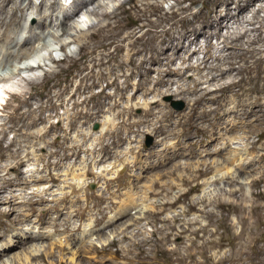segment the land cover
I'll return each instance as SVG.
<instances>
[{
  "label": "rangeland",
  "instance_id": "rangeland-1",
  "mask_svg": "<svg viewBox=\"0 0 264 264\" xmlns=\"http://www.w3.org/2000/svg\"><path fill=\"white\" fill-rule=\"evenodd\" d=\"M25 1L28 4V0ZM30 1L25 9V20L17 14L16 21L20 24L10 27V31L15 28L17 39L28 35L27 26L36 24L38 13L35 6L43 0ZM54 1L68 8L72 0L45 1L42 12L48 13L51 6L55 8L56 16L44 21V33L32 42L34 53L17 62L10 58L17 50L13 49V42L7 46L8 50H12L9 58L0 56V75L7 77L13 70L19 72V75L11 76L8 81L11 83L0 82V109L9 101L10 91L16 90L18 81L37 78L38 85L30 89L34 97L30 99V108L34 111L32 116L40 114L41 120L36 126L25 128V131L40 128L44 133L41 140L43 148L10 150L0 157V235L3 228L12 226V231L5 233L0 240V246L18 238L22 243L20 237L29 234L43 237L32 244H20L11 255L2 257L0 264H225L239 250L243 254L239 257L240 264H264V109L235 106L229 100V92L217 90L232 78L237 79L235 72L234 75L226 74L223 79L217 77V80L211 81V77L218 75L217 71H212L211 75L208 69L203 68L200 73L185 71L182 78H175L180 83L168 86V92L162 88L164 94L152 91L141 95L144 92L140 91L133 100L124 98L114 105V98L109 100L103 96L117 97L119 94L118 88L124 81L123 77L117 76L120 70L102 79L100 73H106L104 69L107 66L94 67L91 79L81 82L73 77L77 70L71 68V63L59 60L68 59V55L80 59L83 53L81 56L77 53L78 45L73 41L79 36V29L90 33L92 24L97 23L96 18L83 11L74 21L68 22L79 26V29L70 27L68 33L59 31L53 34L59 25L58 17L62 16V11L52 4ZM156 1L166 9L176 0ZM105 3V10L108 11L123 3L126 10L132 6L128 0H105ZM183 6H189L192 13L199 9L204 13L207 11L201 3L191 6L186 1ZM244 16V21H252L251 13L247 12ZM258 16L264 17V11ZM255 21L250 23L257 26ZM240 23H228L227 28L221 30L222 36L252 28L249 22ZM221 39L212 37L209 40L212 46L208 48L212 55L210 58L205 50L206 40L200 36L198 46L201 50L198 51L199 47L195 45L190 47L191 51L196 50L191 64L197 65L204 57L208 58V64H216L214 57L227 54L223 51ZM179 54L185 55L183 51ZM26 63L35 65L33 71L24 69ZM187 65L188 62L176 59L172 67L185 68ZM86 66L91 67L90 64ZM88 67L83 74L90 71ZM221 68L225 69L226 65ZM263 72L253 71L247 75L253 78L252 82L259 79L256 83L258 88L261 87ZM201 75V83L204 84L199 85V91L209 90L207 97L217 96V101L228 100L217 115L228 117H224L226 124L214 129L217 133L213 139L216 140L212 142L202 138V132L188 131L187 127L179 126V121H184L182 115L187 113L188 105L184 96L175 92L178 84H188ZM109 76L112 79L118 77L117 87L107 84L112 80ZM243 77L246 78V74L239 76ZM131 78L132 82L138 80L137 76ZM96 81L98 84H95ZM244 86L251 88L250 84ZM38 91L42 92L41 98L35 94ZM123 93L129 97L133 91L127 89ZM250 93L254 95V92ZM90 95L97 98L83 102ZM195 96L189 94L191 98ZM71 97L73 99L70 100ZM145 100L147 104L151 102L147 107L151 108L154 116L147 118L148 122L137 125L134 122L143 118L146 106L142 103ZM10 102L13 109L19 105L16 100ZM39 104L42 105L40 112L36 109ZM211 105L212 108L216 106L214 103ZM252 108L255 111H251ZM162 110H169L173 115V120L163 122L167 126L166 131L172 132L166 137L151 133L157 121L154 117ZM231 110L242 116L232 118L228 115ZM2 117L0 123L7 121L5 116ZM202 128L210 130L211 126L204 122ZM182 131L190 132V138L178 137ZM117 133V137L113 135ZM13 138L14 134H8L3 147ZM31 141L38 143L29 139L31 144ZM113 141L115 144H111ZM176 141L202 144L201 147L165 150ZM110 144L111 152L102 150V145ZM3 151L0 150V156ZM83 170L87 171L86 176L82 175ZM73 172H82L80 176L76 175L79 180L72 177ZM108 179L112 182L106 188ZM63 198L66 200L61 201ZM30 201L35 207L33 213L29 211ZM130 202L136 203L137 208L123 206ZM54 207H59V213L54 211ZM44 209H50L45 218L42 217ZM100 209H106V214H102ZM120 213L127 216L111 225ZM96 220L102 223L96 224ZM122 221L126 222L123 226ZM69 239L71 242L68 243ZM60 241L61 247L58 245ZM112 241H116L115 244L109 245ZM91 247L97 252L89 250L90 254L87 253ZM116 250L119 251L117 254ZM26 254L28 261L24 257ZM71 258L73 261H70Z\"/></svg>",
  "mask_w": 264,
  "mask_h": 264
},
{
  "label": "bare ground",
  "instance_id": "bare-ground-1",
  "mask_svg": "<svg viewBox=\"0 0 264 264\" xmlns=\"http://www.w3.org/2000/svg\"><path fill=\"white\" fill-rule=\"evenodd\" d=\"M45 1L46 0H43L42 2H40V5L35 6L36 13H38L36 17V24L34 26L29 25L25 28L26 30L28 29V35L21 36L20 39H17V34L15 35L14 30L15 28L11 29L10 31V27H15L16 25L20 24V21L18 22V24L16 21L17 14H20L21 20H25V9L28 4H31V1L28 0V4H26L25 0H0L1 57L9 58L12 50H8L7 46L12 44L13 42H15L13 49L17 50L15 54L11 55L10 58L17 60V62H21V60H24L33 52L32 42L41 33H44L42 29L43 26L45 27L44 21L47 18L56 16V10L54 7L51 6L49 7L51 8V10L49 9L48 13L42 12L43 6L46 3ZM128 1L132 3L130 9L126 10L124 8L123 3L118 5L117 7H115V9L111 11L105 10V0H72L71 3H69L70 6L68 8L62 7L59 3H55V1L54 3H52L57 8H59L60 11H62L61 18L58 17V28L53 34H58L59 31L62 32V34L68 33L70 27L79 29V26H73V24H69L68 22L74 21V18L80 15L79 13H82L83 11L87 13V15L94 16L97 20L96 24H92V31L90 33H83V31L79 29L78 31H80V34L73 41V43H76L78 45L77 53L80 56L81 53H83L80 59L78 57H74L75 55H68V59H66L67 57L65 59H59L60 61H64V63H71V68H75L77 70L76 74L73 76L74 78L80 79L81 82L85 81L86 79L90 78V74H93L91 73V71L94 69V67L107 66L106 69L102 67L104 70H106V73H100L102 79H105L108 74H113L114 71L120 70V74L117 76L123 77L124 81L122 83V86L118 88L119 94L117 95V97L115 95L103 96V98L109 100H112L114 98L115 105L116 103H119V100L124 98H126L128 101L129 99L133 100L136 94H138L140 91L144 92L143 94L140 93L141 95H147L148 92L152 91L163 93L162 88H166V92H168V86L180 83V80L176 81L175 78H182V76H184L185 74V71L194 70L200 73L201 68H203L209 70V75L212 74V71H217L218 75L215 77H211V81L217 80V77L223 79L224 77H226V74L232 75L234 71L235 76H238V78H232L228 83L220 85L217 90L220 92H229V100L231 104H234L235 106H242L248 108L262 107L264 109V75L261 76L262 80L260 88L256 87V83L259 79H254V81L252 82L253 78L247 76L253 71L261 73L264 70V17L259 18L258 16L260 12L264 11V0H176L174 4L172 3V5H169V7H167L166 9H164L165 7L163 8L161 5L157 4L158 2L156 0ZM186 1L190 2L191 6L196 5L197 3H201L203 8H205L207 11L204 13L199 9L196 12L192 13L190 12L189 6H183V3ZM247 12L251 13V19L253 22L254 19H256L255 22L257 23V26H255L254 23H250L252 22L251 20L244 21V14ZM155 16L157 17L155 19H152V17ZM241 21H243V23L249 22L248 24H251L252 28L247 30L242 29V32L235 31L232 33H228L226 36H222L221 30L223 28H227L228 23L239 24ZM36 30L42 31L36 32ZM249 33H252V37L251 35H249L250 37H248ZM200 36L204 37L206 40V53L209 54L210 50L208 48L212 47L209 44V40L212 37H220L222 38L221 43L223 44V51H226L227 54L222 57H214V61H217V63L214 65L208 64L209 60L205 57L203 60L198 61L197 65L191 64V57L196 52V50L191 51L190 47L192 45L199 47L198 39ZM110 49H112V51H110ZM199 50H201L200 47L198 51ZM181 51H183L185 55L179 54ZM208 57L212 58V55L209 54ZM176 59L182 60V63L188 62V65L185 66V68H174L172 67V65L174 64ZM1 63L2 62L0 61V66ZM87 64H90L91 67L86 66ZM223 65H226L225 69L221 68V66ZM40 67L41 65L37 68ZM87 67L88 69H90V71L86 74H83L84 71L87 70ZM34 68L35 65L26 63V67L24 69L33 71ZM99 71L104 72L103 70ZM18 73V71L15 72L13 70L11 71V73H9L10 75L7 77H4V75L2 76L1 74L0 82H2V84L6 81V83H11V81L8 82L9 80H11V76H17L19 75ZM98 74L95 75L97 76ZM152 74H155L156 76H152ZM243 74H246V78H239V76ZM133 76L138 77V80L136 82H132L131 77ZM117 78L118 77H115L114 79L111 78L112 80L109 81L107 84L110 86L116 85L117 87ZM201 78H203V75L199 76V78L197 79H192L188 84H182V86L181 84L180 86L178 84V87L176 89L177 91L175 92H177L179 96H184V99L188 105L187 113L183 114L184 116L182 115V118L184 117V119L182 120L184 121H179V126H181V128L183 126L187 127L188 131L194 130L196 133L202 132L204 134L202 138L206 137L207 140L209 139L212 142L215 139H213L214 135L217 133L214 129H218L222 125L226 124L224 120V117L226 116L221 114L219 117H217V115H219L224 105H227L228 100H224L223 102L217 101V96L208 98L207 94L210 91L207 89L206 90L208 92L199 91V85L204 84V82L201 83ZM36 80L37 78H22L20 81H18V84H15V86L17 87L16 90L10 91V95L8 94L9 101H7L5 106L0 109V117L3 118L2 116H5L7 119V121L4 119L5 121L0 123V150H4L3 153H1L0 157H4L5 153L10 150H34L35 147L43 148V146H41L42 136L44 135L43 129L35 127L36 129L33 131H25V128H28L29 126H36L37 122L41 120L40 114H35L34 116H32L34 111L30 108V99H32L33 97L32 93L30 92V89H33L36 85H38ZM95 84H98V82L96 81ZM245 84H250L251 88H246L244 86ZM148 85H150V87H147ZM87 87L88 86L86 85V88ZM235 87L238 88L237 91L234 90ZM127 89H132L133 91L132 96H129L130 98L126 96L125 93H123V91H126ZM246 92L249 93L246 94ZM250 92H254V95H252L253 93ZM35 94L39 98L42 97V92L38 91ZM189 94H196V96L195 98H191L189 97ZM96 98V96L90 95L89 97L83 99V102L94 101ZM71 99H73V97H71L70 100ZM11 100H16L19 102V105L14 109L11 105ZM213 103L216 104L215 108H212L211 104ZM148 104L146 100L144 101V103H142L143 106H146L144 109L143 118L137 122H134L135 124L142 125L148 122L149 117L154 116V113L151 108L147 107ZM22 106H25L27 109L23 110ZM41 106L42 105L39 104V106L36 108L38 112H40ZM232 110L228 114L229 116H232V118H236L237 115H241L238 114L236 111ZM251 111H255L254 108H252ZM158 114V116L155 115L154 117L157 119L156 123L154 125L152 124L153 126L151 125V133L164 137L169 134L171 135L172 132L169 133L170 131H166L167 126H165L166 124L164 125L163 122H169L171 119L173 120L172 112L169 110H162ZM204 122H208L210 124V130H205L202 128V124ZM231 129L228 131L230 132ZM100 132L102 133V130ZM189 133L190 132L182 131L180 134H178V137L185 136L190 138ZM8 134H14V138L13 140L9 141L5 147H3L4 141ZM113 135H116L117 137L119 134L117 133ZM29 139L37 140L38 143L34 144L31 141V144L29 143ZM111 144H115V141H113ZM111 144L102 145V150L107 151V153L111 152ZM200 144H202V142L198 143L197 141H192L188 143H181L179 141H176L172 147L168 146L165 148V150H175L176 148L180 149L186 146L194 148L195 146H200ZM36 149L38 150V148ZM81 173L74 174L73 172L71 175L73 178H76V180H79L76 175H79ZM82 175L86 176L87 171L83 170ZM111 182V179L106 180V188L109 187ZM65 200L66 199L63 198L61 201ZM29 205L31 207L29 211L32 213L35 212V207H33V203L31 201ZM123 206H125V208L131 206H133L134 209L137 208V205L134 202H130L128 205L124 204ZM50 209H44V213L42 214L43 218H45L50 213ZM53 209L56 213H59V207H54ZM105 210L106 209H100L99 211L105 215ZM126 216L127 214L120 213L119 218L111 225H114L117 221H121ZM43 218L39 219V221L42 222ZM99 223L102 222L96 220V224ZM120 223L123 226L126 222L122 221ZM11 231L12 226L3 228V233L0 235V240L4 237L5 233H9ZM18 237L19 236H15V238ZM42 238V236L39 237L29 234L28 236H24L23 238L21 236L20 240L25 245L32 244L34 243V241L40 240ZM18 240H9L6 245L0 246L2 248V250H0V259H2V257H7L11 255L13 251L19 248L20 244L22 245V243ZM70 240L71 239L68 240V243L71 242ZM115 242L112 241L109 245H114ZM52 245L53 244L51 243L50 247ZM58 245L59 247L62 246L61 241ZM239 246L237 247L239 248ZM89 250L97 252L96 249L93 250L92 247L88 249L87 253L90 252ZM239 251H236L235 255L230 258L229 261L227 260L228 263L225 264H240L241 260L239 259V257L243 254L241 253V251ZM117 252L119 251L116 250L115 254H117ZM31 253L32 251L30 252V255ZM59 253H61V251H59ZM230 255L232 256V253ZM31 256H33V254ZM24 257L25 260H29V256L27 254L24 255ZM70 261H73V258H71ZM58 264H61V262H58Z\"/></svg>",
  "mask_w": 264,
  "mask_h": 264
}]
</instances>
